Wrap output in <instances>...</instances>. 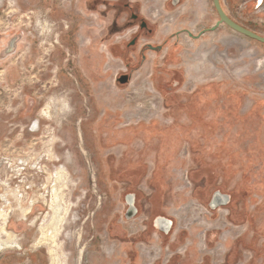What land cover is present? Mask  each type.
Returning a JSON list of instances; mask_svg holds the SVG:
<instances>
[{"label":"rangeland","instance_id":"1","mask_svg":"<svg viewBox=\"0 0 264 264\" xmlns=\"http://www.w3.org/2000/svg\"><path fill=\"white\" fill-rule=\"evenodd\" d=\"M220 4L264 36V0ZM217 20L212 0H0V212L14 234L0 264H218L230 247L231 261L250 260L239 230L244 186L264 174L258 110L236 136L182 125L180 103L200 85H250L264 99V44L211 29ZM218 188L233 204L210 210ZM253 217L264 238V211ZM226 218L236 225L221 233ZM41 227L53 243L34 244ZM258 237L250 247L264 252Z\"/></svg>","mask_w":264,"mask_h":264},{"label":"crops","instance_id":"2","mask_svg":"<svg viewBox=\"0 0 264 264\" xmlns=\"http://www.w3.org/2000/svg\"><path fill=\"white\" fill-rule=\"evenodd\" d=\"M210 83L212 84H205L203 86L199 84L200 86H197L195 90L188 91L187 96H185L187 98L180 103L183 115L182 125L187 127V129H208L212 131L221 130L224 133L229 131L231 135L233 133L236 136L238 131L241 130L242 126L245 124L243 123V119L246 118L247 115L253 114L255 110H258L257 113L260 115L261 120L264 123V99H250L248 94L253 95L251 92L252 87L250 85L237 86V84H234L231 81L224 80H218L216 82L213 81ZM207 87H210V90L207 89ZM176 92L177 90L171 92L172 99L175 97L174 94ZM172 103H174V101H172ZM173 107H175V105ZM210 116H212V119L209 118ZM174 123L175 119H173L171 124L174 125ZM225 135L226 133L224 136ZM220 141L221 144H223L225 139L223 138V140L221 139ZM194 143L202 145L199 139ZM237 170L238 169L233 167L235 174H237ZM250 175L251 185L248 186L246 184V186H244V189H248V191H246L248 199L243 198L244 202H242L241 205L245 206L247 215H250L249 212H251L252 219L251 221H248L247 216V224L244 227V230L240 229L239 232H243L241 233L242 235L246 234V239L250 242L252 241V243H255V237H262L261 240L257 242L263 247V234L257 236V232L259 231L258 229L261 226L256 224L254 221L253 212L256 208H260L264 211V174L260 175V173L252 172ZM219 190L231 195V192L228 190ZM249 251L251 255L250 260H246L245 263L238 261L237 264H248L250 261L252 262L251 264L254 262L257 264L264 262V252H260L261 250L258 248V245L255 244V247L252 249L249 248ZM190 260L192 261V259Z\"/></svg>","mask_w":264,"mask_h":264},{"label":"water","instance_id":"3","mask_svg":"<svg viewBox=\"0 0 264 264\" xmlns=\"http://www.w3.org/2000/svg\"><path fill=\"white\" fill-rule=\"evenodd\" d=\"M213 6L217 12L218 20L216 21L215 25L211 27V29H214L216 26L220 24H225L228 27H230L232 30L250 38L253 40H256L262 44H264V36L249 30L248 28H245L241 24L237 23L233 19H231L223 10L220 0H212ZM8 50L10 51L12 48V45L9 46ZM7 50V51H8ZM231 202V195L229 193L221 192L219 189L215 190L211 194L210 201L208 203V208L210 210H216L220 207L227 206ZM126 205L127 209L125 211V218L130 219L135 216L137 213V207L135 206V196L133 194H127L126 196ZM154 227L158 230L162 231L165 234H168L170 231L173 220L169 217L165 216H157L154 219Z\"/></svg>","mask_w":264,"mask_h":264},{"label":"bare ground","instance_id":"4","mask_svg":"<svg viewBox=\"0 0 264 264\" xmlns=\"http://www.w3.org/2000/svg\"><path fill=\"white\" fill-rule=\"evenodd\" d=\"M2 54H5L6 53V50L4 51V50H2V52H1ZM45 114H47V113H45ZM61 168H63V167H60V170H61ZM57 172V171H56ZM58 172H62V175L64 174L63 173V171L61 170V171H59V169H58ZM58 174V173H57ZM59 176V175H58ZM57 176V177H58ZM56 177V176H55ZM56 177V178H57ZM61 177H63V176H60V178ZM54 179V178H53ZM59 179V178H58ZM61 179H63V178H61ZM57 180V179H56ZM60 180V179H59ZM54 181H55V179H54ZM58 181V180H57ZM54 188V187H53ZM55 190V189H54ZM57 212V211H56ZM55 214H57V213H55ZM57 216V215H56ZM6 213H4V212H0V218L1 219H3V221H2V224H0V233H4L5 235H6V240H2L1 238H0V243H4V244H10L11 243V240H12V238H13V236H14V234H12V232L10 233L5 227H4V224H5V222H6ZM55 217V216H54ZM61 218V217H60ZM56 219H58V217L56 218ZM52 221H53V218H52ZM50 222V221H49ZM58 221H56V224H59V223H57ZM60 222V221H59ZM49 225V224H48ZM44 226H47V225H44ZM43 226V227H44ZM43 227H41L42 229H41V235H40V237L36 240V242L34 243L35 245L36 244H40L41 245V243H47V242H52L53 243V236H54V234L56 233H47L45 230H46V228H45V230L43 229ZM53 227H57L56 225H54ZM47 228H48V226H47ZM49 228H52V227H49ZM56 229V228H55ZM48 230V229H47ZM57 230V229H56ZM58 231V230H57ZM11 239V240H10ZM49 240V241H48ZM9 241V242H8ZM55 244V243H54ZM47 245H49V243H47ZM52 245V244H51ZM14 246V245H13ZM54 250H56V249H52V246H49V251L51 252V258H52V260H53V262L54 261H58V256L55 254V252H54ZM60 258V257H59ZM55 262V263H56ZM56 264H59V263H56Z\"/></svg>","mask_w":264,"mask_h":264},{"label":"flooded vegetation","instance_id":"5","mask_svg":"<svg viewBox=\"0 0 264 264\" xmlns=\"http://www.w3.org/2000/svg\"><path fill=\"white\" fill-rule=\"evenodd\" d=\"M178 85V82L177 81H172V84H171V87L173 88V87H176ZM231 201H232V196H231ZM232 202H230L227 206H224V207H227V208H230L231 206H232ZM220 208H222V207H220ZM220 208H218V209H220ZM217 210V209H216ZM215 210V211H216ZM227 217H230L231 216V211H229L228 213H227V215H226ZM227 220H228V222L226 223L225 222V224H222L221 225V227H219V230H220V232L222 233L223 232V230H224V228L223 227H230V225H236L235 223H233L234 222V220L233 219H230V218H226ZM251 219H252V216L251 215H249L248 214V221H251ZM248 223H250V222H248ZM222 230V231H221ZM241 235V234H240ZM230 237V236H229ZM227 243H229V240H225V242L224 243H222L223 244V247H225L226 245H229V244H227ZM248 243V245H249V248L250 249H252L251 247H250V245L252 244L250 241L249 242H246V244ZM244 244H245V242H244ZM234 252L235 251H233V249L230 247V248H228V250L227 251H225L224 252V254H223V258H222V260H220L219 261V263L218 264H235L236 262H233V261H231V259L234 257ZM204 257H205V254H203V256H202V258L200 259V261L198 262V264H212V260H209L208 259V262H207V260H205L204 261ZM209 257V256H208Z\"/></svg>","mask_w":264,"mask_h":264}]
</instances>
